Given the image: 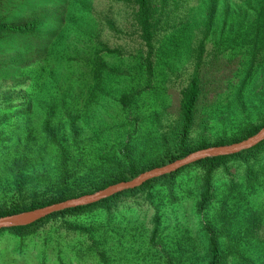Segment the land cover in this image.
Listing matches in <instances>:
<instances>
[{
	"label": "trees",
	"instance_id": "1",
	"mask_svg": "<svg viewBox=\"0 0 264 264\" xmlns=\"http://www.w3.org/2000/svg\"><path fill=\"white\" fill-rule=\"evenodd\" d=\"M128 1L134 5L135 22L148 55L139 56V75L134 85L125 86L128 93L123 90L117 100L109 102V81L113 77L127 81L125 73L113 67L119 66L118 60H125L122 50L101 39L106 27L116 29L115 23L109 21L110 14L95 12L93 0H65L64 20L47 41L46 54L27 66L30 124L27 113L17 115L18 127L24 132L13 147L0 135V160L6 164L15 155L13 167L24 177L17 181L30 180L31 200L29 204L0 207V217L94 193L195 151L243 141L264 127L263 118L261 123H243L231 137L223 135L212 141L202 136L193 141L197 120L206 122L199 116L204 93L200 73L206 49L203 40L197 50L195 72L182 92L178 125L161 140V155L138 161L132 150L146 129L145 115L140 118L139 110L152 98V105L156 104L153 80L158 45H165L172 55L182 44L186 51L192 26L200 15H204L206 29H211L221 11L223 26L215 31V45L236 49L243 58L248 55L250 75L264 74L260 71L264 63V0H203L201 9L191 12L193 18L179 25L171 24L170 0H110V6ZM7 2L0 0V10ZM49 24L42 17L9 21L0 16V41L6 34L36 37ZM155 38L160 40L158 45ZM243 93L235 101V110L257 107L264 111V86L256 100L244 101ZM242 111L231 114L242 116ZM14 123L9 120L3 125ZM111 126L118 128L115 133L109 132ZM40 191H45V196L38 195ZM138 195L145 196L155 214L153 228L144 226L139 231L136 227L135 234L118 228L121 223L114 224L117 216L113 217L112 211L124 198ZM187 198L193 199L196 223L177 216L175 228L166 233L163 224L167 209L175 211V205ZM70 219L82 221L68 227L87 241L83 239L69 250L79 264L89 260L95 264H264V141L250 150L201 160L96 204L53 214L28 226L4 229L0 234L11 230L26 238L51 222L68 223ZM134 247L144 249L153 262L130 261Z\"/></svg>",
	"mask_w": 264,
	"mask_h": 264
},
{
	"label": "rangeland",
	"instance_id": "2",
	"mask_svg": "<svg viewBox=\"0 0 264 264\" xmlns=\"http://www.w3.org/2000/svg\"><path fill=\"white\" fill-rule=\"evenodd\" d=\"M202 1L170 0L172 5L169 7L173 11L170 15L171 24L179 25L181 22L192 19L191 12L195 13L196 9H201ZM230 1L239 2L240 0ZM110 4V0H93L92 2L96 13L99 12L102 16L110 14L109 21L115 23V30L106 27L102 41L107 42L111 48L121 49L125 58V60L117 61L119 66L113 67L117 68L119 73L123 71L127 81L113 77L109 81V86L106 87V95L111 98L109 102H113L123 90L125 92L126 85L135 84L136 76L139 75L137 68L139 56L146 57L148 50L141 35L142 31L135 22L133 3L128 1L123 4L113 3V6ZM65 12V0H8L0 10V16L9 21L42 17L47 23H52L46 25L36 37L6 34L0 41V135L4 136L9 147H13L14 140L20 139L24 132L18 127L17 115L27 113L29 118L27 124H30V93L28 91L30 67L27 68V66L46 54L47 41L59 30ZM217 13L211 29H206L204 15H200L198 23L192 26L186 51L182 44L183 48L181 47L177 54L172 55L165 45H158L160 40L154 39L155 44L158 45L154 57V64H156L154 67H157V70L153 80L156 86L154 91L156 104L152 105V98L142 103L139 110V113L142 112L138 115L140 118L145 115L146 129L143 133L141 132L138 146L132 150L138 161H145L158 156L159 153L161 155V140L167 139L171 129L178 125L182 92L195 72V66L198 63L197 50L203 40L206 43V49L201 59L200 73L204 83V93L199 116L205 118L206 122L202 124L200 118L197 120L192 133L193 141L202 136L212 141L223 135L231 137L240 131L239 128L243 123L245 125L248 122L256 124L262 122L264 111L257 107L253 110L246 108L245 111L234 109L235 101L242 92H244V101L252 97L257 99L256 95L263 91L264 74L257 72L250 75L251 60H247L248 55L243 58L241 54L235 52L236 49L231 50L229 47L215 45V39L218 38L215 31L223 26L222 13L221 11ZM235 13H239V10ZM262 54L264 55V51ZM262 70H264V63L260 71ZM142 83L145 85V81ZM126 93H128L127 90ZM212 111H215L214 115L211 114ZM232 111H242V116L231 114ZM9 120H14L15 123L10 127L4 126L3 123ZM141 123H143L142 119ZM117 129L111 126L109 132L115 133ZM15 161L14 154L10 156L6 164L0 160V207H10L15 203L29 204L31 200L30 189L33 186L30 180L17 181L24 177L18 175L13 167ZM44 192L40 191L38 195L45 196ZM192 204L193 199L187 198L175 205V211L171 212L167 209L163 224L166 233L175 228L177 216L180 219L187 218L192 225L196 223ZM112 214L113 217L117 216L114 224L121 223L118 228L123 230H133L137 234L136 227L139 231L144 226L153 228L155 211L147 204L145 196L124 198ZM66 221L69 222H51L35 232L31 231L30 235L25 236L26 238L15 235V232L11 230L3 231L0 234V264H79L72 259L69 250L84 238L70 231L68 225L83 223L77 219ZM84 241L87 243L85 239ZM114 244L115 241L111 242L112 246ZM41 247L45 249L40 251ZM130 252H135L130 260L132 262H149V260L153 262V258L148 256L144 249L139 250V247H134ZM87 264H95V262L89 260Z\"/></svg>",
	"mask_w": 264,
	"mask_h": 264
},
{
	"label": "water",
	"instance_id": "3",
	"mask_svg": "<svg viewBox=\"0 0 264 264\" xmlns=\"http://www.w3.org/2000/svg\"><path fill=\"white\" fill-rule=\"evenodd\" d=\"M264 141V127L255 135L233 144L222 146H213L190 153L184 158L168 163L164 166L156 167L145 171L137 177L122 181L117 184L108 186L94 193L85 194L79 197L70 198L65 201L44 206L30 211L16 213L4 217H0V231L15 227H22L34 224L53 214H57L69 209L96 204L106 200L116 194L133 190L143 186L146 182L160 178L179 171L180 169L190 166L196 162L207 158L229 156L250 150Z\"/></svg>",
	"mask_w": 264,
	"mask_h": 264
}]
</instances>
